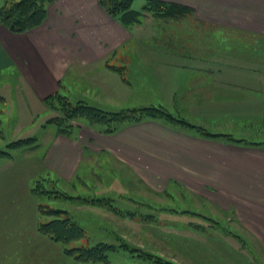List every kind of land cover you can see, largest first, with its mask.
Instances as JSON below:
<instances>
[{
	"label": "crops",
	"instance_id": "0c3cea01",
	"mask_svg": "<svg viewBox=\"0 0 264 264\" xmlns=\"http://www.w3.org/2000/svg\"><path fill=\"white\" fill-rule=\"evenodd\" d=\"M160 1L187 7L189 12L185 22V18L153 20L156 29L149 34L150 42L167 43L164 49H160L161 43L157 44L155 57L150 55L153 79L160 81L161 71L175 76L176 87L182 81L186 83L185 91L202 90L196 95L197 105L216 104L205 108L212 118L261 121L263 93L252 95L248 91L255 83L228 79L234 87L227 86L222 73L236 78L238 74L248 77L251 73H264V0ZM162 25H167L169 33L162 31ZM140 28L141 25L135 26L127 32L103 11L98 0H54L47 7L45 21L35 29L12 34L0 25V89L16 88V98L28 106L32 103L40 111H46L44 100L57 92L73 103L118 105L126 87L106 63L122 66L120 60L128 54L126 48L130 43L140 44L144 39L145 34H135ZM187 30L201 31L204 50L197 53L169 48L175 40H187L183 33ZM206 42L211 47L206 49ZM179 46L183 48L184 44ZM138 51L142 53L139 48ZM138 51L135 54H139L138 61L142 62ZM165 53L195 57L197 68L175 69L163 60L156 62ZM224 53L234 57L239 65H216V59L212 58ZM135 54H129L130 58L135 59ZM259 57L260 65L253 67L246 63ZM168 81L173 86L172 77ZM51 133V137L44 138L46 150L33 168L22 164L21 177L13 174L14 170L0 177V264H19L15 262L17 258H21L20 264H28L29 256L24 259L21 249L28 252L33 251L32 247L46 250L42 253L43 264L67 262L61 246L37 231V202L30 193L33 186L30 184L37 170L64 184L77 183L79 177L91 175L97 156L102 160L104 157L106 163L118 164L150 192L167 189L172 183L179 185L182 198L190 197L198 211L195 214L204 218L201 227H209L197 230L204 233L201 237H211L218 223L227 224L235 242L230 244L235 250L229 248L235 252L230 263L264 264V147L223 145L196 136L191 138L168 132L153 122L128 126L114 136L96 135L81 126L72 128L67 136ZM17 164L9 161L0 170L7 171ZM8 165L11 166L4 169ZM244 251L246 254H242Z\"/></svg>",
	"mask_w": 264,
	"mask_h": 264
},
{
	"label": "rangeland",
	"instance_id": "374dc122",
	"mask_svg": "<svg viewBox=\"0 0 264 264\" xmlns=\"http://www.w3.org/2000/svg\"><path fill=\"white\" fill-rule=\"evenodd\" d=\"M143 4V1L136 0L132 8L134 10H139ZM184 18L185 22L187 20L186 14ZM153 20L154 19H149L147 17L146 22L144 21V25H141L140 31H135L137 35L145 34L144 39L139 41L140 44L132 41L126 48L128 54H125L126 56L123 55L120 60L121 67L124 69L122 75L120 76L113 71L119 76L121 82L125 84L124 86L126 87V93L124 97H121L122 102L118 105L104 104L102 107H94L107 112H118L124 109L142 107L163 108L176 118L177 122H162L148 119L140 124L153 122L168 132L173 131L190 136L191 138L192 136H196L200 139H204L195 129L186 126L191 125L200 127L210 134L220 136L231 135V137L235 139L259 144V146L249 147H264V117L261 121L237 120L230 116V119H228V117L212 118V116L206 113L207 111H205V108L216 107V104L207 102L208 105H197L196 95L202 90L199 89L197 91L196 88H188L185 91L184 88L186 83L182 81L179 83V86L176 87L177 81L173 75L171 76L174 80L173 86H169L170 82L168 80L171 77L161 71L158 72L160 81L156 82L153 79V74L150 72V66L152 67V65H150V59L155 57L154 54L159 48L157 44L161 43L160 49L167 47L165 41H160L154 45L150 42L149 34L152 33L151 30H153V28L156 29V22ZM184 27L187 29V24H185ZM160 28L163 32L169 33L167 25H162ZM169 29H171V27H169ZM200 32L201 31L194 32L190 30L189 33L188 30L186 32L183 31L187 40H185V38L180 40L182 42H177L175 40L170 44L169 48L174 50L186 49L199 53V50H204L202 48L203 40L200 37ZM174 33H177L176 30ZM180 43L184 44L183 48H180V46L178 47ZM205 47L207 49L211 47V44L206 42ZM237 47L241 49V46ZM138 48L142 50V53L138 51ZM136 51L141 53L142 62L138 61L139 54H135ZM129 54H135L136 58L131 59ZM165 54H169V56ZM165 54H162L163 56L161 59L155 61L159 63V61L163 60L164 64L168 63L170 66L173 64L175 69L180 66L190 67L189 69L197 68V58L195 57H181L170 53ZM224 54L225 55H222V57L219 55L216 58H212L216 59V65L221 67H227L226 65L230 64L239 65V62H237L234 57H231V55L227 53ZM150 55L152 57H150ZM260 58L261 57L255 61L246 63L255 67V65L261 64ZM205 59L207 60L208 58ZM207 61L210 62L209 59ZM238 75L239 77L236 78L227 73H222V79L226 82L227 86L232 87H234V83L230 82L228 79L244 81L251 85L255 83L251 86V91H248L252 92V95H259V93L261 94L262 92L261 99L264 98V73H251L248 77L240 74ZM17 91L16 88L0 89V97L3 99L0 100V152L10 155V157L0 158V167H3L9 161H12L13 164L18 163L15 167L7 171L3 170L1 172L0 170V177L8 176L12 170H14L13 174H16L17 177H21L23 171L22 164H30L33 168L35 162L38 160L41 161L46 150L44 138L51 137V131L56 132L55 126L53 124H47V120L57 113L50 110L47 106H45L46 111H40V109L36 108L32 103L29 104V106L26 103H22L19 98H16ZM188 95L191 96L189 97ZM257 98L260 99V96ZM210 114L213 115L214 113L210 112ZM70 125L72 128L75 126L88 128L85 122L80 120L70 121ZM127 127L128 126L123 127L121 130ZM91 130L95 132V134L102 135L93 129ZM24 139H34L35 142H33L30 147L25 146L15 150L8 147V144ZM216 142L223 145L226 144L225 142H221V139ZM95 164L91 175L84 179H80L79 177L77 183L68 185L56 179H54L56 181L55 184L50 183L53 185L43 182L48 188H52L53 186V190L55 188L56 191L67 194L68 197L72 198L71 201L40 197L37 203L48 205L55 210L67 212L72 220L86 231L90 240V246L97 242H106L108 237H112V241L110 242L113 244L125 245L130 249V252H137L134 254L141 255L148 253L159 258L161 262H166L168 264H231V258L235 252H231L230 250L233 248L230 247V244L234 242L232 240L234 238H232L233 233L228 230L229 226L227 224H224L225 226L219 225L218 223L216 225V231L213 232L211 237H201L204 233H199L197 230L205 224V220L203 217H199L195 214V212L198 213V211L195 209L196 206L190 201V197L182 198V190H180L179 185H174L172 183L169 184L167 189L166 187L159 188L158 190H152L153 192H150L145 189L146 187L140 185L131 173L125 170L123 171V168L118 164H113L112 161L106 163L104 157L102 160V158H98V156L95 159ZM10 166L11 165L5 166L4 169ZM52 177V175L49 176L37 170L36 176L32 179L33 183L31 182L30 187L34 184L35 180L43 178L50 181V179H53ZM82 199L112 200V203H109H111V205L113 204V206L123 212L124 215L120 217L108 211L109 209L105 211L99 208V206L90 205L88 202V204H85L82 202ZM47 220L48 219L44 218L41 219V222ZM224 227L225 232L222 231ZM201 228L206 229L209 227ZM32 248L33 251L30 250L28 252L21 249L23 254L22 257L25 259V256H29L28 264H43L45 261L42 260L44 256L42 253L46 252V250L43 248ZM242 254H246V252L244 251ZM252 258L257 260L254 257ZM108 259L109 264H157L151 260L135 256L131 257V255L125 251H121V253H110ZM20 260L21 258H17L15 262L20 264ZM67 262V264H92L70 260H67ZM66 263L63 262V264Z\"/></svg>",
	"mask_w": 264,
	"mask_h": 264
},
{
	"label": "trees",
	"instance_id": "16d2710c",
	"mask_svg": "<svg viewBox=\"0 0 264 264\" xmlns=\"http://www.w3.org/2000/svg\"><path fill=\"white\" fill-rule=\"evenodd\" d=\"M54 0H2L0 7V25L12 34H23L32 29H35L43 24L47 14V7ZM136 0H98L99 6L103 11L117 24L126 31H130L135 26H140L147 17H152L155 20L171 21L184 18L189 12L187 7H183L174 3H167L160 0H143L144 4L139 10L132 8ZM106 67L111 71L122 75L124 69L121 67L109 66ZM44 105L50 110L55 111L53 117L47 120V124H53L56 132L59 135L67 136L72 130L70 121L80 120L85 122V125L106 136H114L121 131L123 127L140 124L149 120H157L162 122H177V119L169 114L163 108L142 107L129 108L118 112H107L83 101L71 102L66 96L58 92L49 96L44 100ZM191 129H195L201 137L207 140L225 142L231 145L240 146H259V144L249 143L245 140L235 139L230 136L216 135L205 132L200 127L186 125ZM35 140L24 139L17 140L8 144L10 149H19L25 146L30 147ZM10 157L4 152H0V158ZM55 184L54 179L36 180L30 189V193L38 202L40 197L66 199L71 201L64 192L56 191L55 188H48L46 184ZM53 183V184H50ZM85 204L99 206V208L111 211L117 216L122 217L124 214L119 209H116L109 199H82ZM88 202V203H87ZM111 202V203H109ZM37 211L39 222L37 231L40 235L46 237L50 241L61 246L63 258L70 261L92 264H109L108 255L110 253H121L125 251L128 254L138 258L151 260L157 264H168L161 262L148 253L141 255L130 252L125 245L113 244L112 237H108L106 242H97L90 246V240L87 233L76 222L72 220L69 214L62 210L52 209L48 205L37 203ZM130 215V214H129ZM48 219L41 222V219ZM198 227V226H197ZM213 227V226H212ZM201 227H199L200 229ZM202 229V228H201ZM113 235V234H112ZM116 240V238L114 237ZM156 258V259H154Z\"/></svg>",
	"mask_w": 264,
	"mask_h": 264
}]
</instances>
